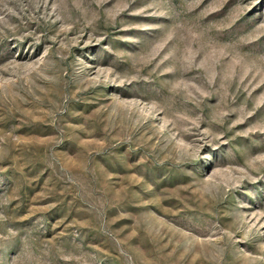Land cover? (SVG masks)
Instances as JSON below:
<instances>
[{"label": "rangeland", "instance_id": "obj_1", "mask_svg": "<svg viewBox=\"0 0 264 264\" xmlns=\"http://www.w3.org/2000/svg\"><path fill=\"white\" fill-rule=\"evenodd\" d=\"M0 264H264V0H0Z\"/></svg>", "mask_w": 264, "mask_h": 264}]
</instances>
